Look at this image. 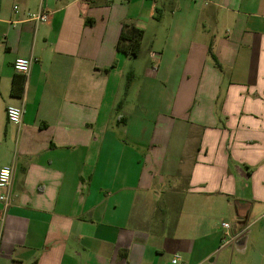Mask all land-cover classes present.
Here are the masks:
<instances>
[{"label": "crops", "instance_id": "obj_1", "mask_svg": "<svg viewBox=\"0 0 264 264\" xmlns=\"http://www.w3.org/2000/svg\"><path fill=\"white\" fill-rule=\"evenodd\" d=\"M3 167L0 264H264V0H0Z\"/></svg>", "mask_w": 264, "mask_h": 264}, {"label": "built area", "instance_id": "obj_2", "mask_svg": "<svg viewBox=\"0 0 264 264\" xmlns=\"http://www.w3.org/2000/svg\"><path fill=\"white\" fill-rule=\"evenodd\" d=\"M17 8L14 7V10ZM29 20L33 22H47L48 20V14L43 12H38L35 14L29 15ZM154 57V55H151ZM36 59H16L13 63V70L15 72L21 73V74H27L30 70V66L32 63L36 62ZM21 116L22 112L19 108L14 106H8L6 108V119L7 122L13 125H18L21 122ZM12 179V169L11 167H3L0 169V204L2 206V211L5 212L6 209L9 207L11 199L9 195V188L11 184ZM3 221V215L0 214V226ZM222 227L230 233V226L226 223L222 224ZM229 235V234H228ZM176 260H179V256H174Z\"/></svg>", "mask_w": 264, "mask_h": 264}, {"label": "trees", "instance_id": "obj_3", "mask_svg": "<svg viewBox=\"0 0 264 264\" xmlns=\"http://www.w3.org/2000/svg\"><path fill=\"white\" fill-rule=\"evenodd\" d=\"M143 34V30L124 24L122 26L119 41L116 45V50L124 53L126 56L136 58L140 53ZM20 82L21 84L19 85L15 77L12 79L10 94L14 97L22 93V78Z\"/></svg>", "mask_w": 264, "mask_h": 264}]
</instances>
